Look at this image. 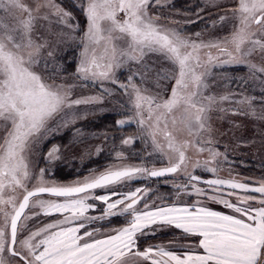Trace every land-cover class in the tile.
<instances>
[{"label": "snow or ice", "instance_id": "snow-or-ice-1", "mask_svg": "<svg viewBox=\"0 0 264 264\" xmlns=\"http://www.w3.org/2000/svg\"><path fill=\"white\" fill-rule=\"evenodd\" d=\"M72 7L85 28L64 0H0V264H264V179L219 175L228 156L215 127L222 114L264 120V0H206L194 18L174 15L172 0H74ZM201 22L205 28L189 33ZM66 46L77 51L71 74L60 63ZM209 66L245 67L260 93L209 91ZM149 73L155 92L143 86ZM91 87L99 93L79 94ZM105 98L121 109L117 126L141 134L121 144L142 139L152 152L139 165L56 182L53 168L64 156L44 145L69 127L82 136L81 106ZM177 173L188 203L158 204L146 187L118 190ZM117 216L124 226L103 231ZM164 229L188 243L148 244Z\"/></svg>", "mask_w": 264, "mask_h": 264}, {"label": "rangeland", "instance_id": "rangeland-1", "mask_svg": "<svg viewBox=\"0 0 264 264\" xmlns=\"http://www.w3.org/2000/svg\"><path fill=\"white\" fill-rule=\"evenodd\" d=\"M73 2L74 0H64V5L73 13L76 20L79 21L80 28H85V19L78 10L72 7ZM75 2L78 3L79 0H75ZM203 3H206V0H172L173 7L171 11L174 15L176 13L186 14V18H194L192 17V9ZM218 3L226 5L229 3V0H218ZM179 4H181V7L178 6ZM215 16L216 12L213 11L211 16L208 17V20L211 21L215 19ZM203 28H205L204 22L190 25L189 33L200 31ZM222 34L224 33H221V35ZM205 38H207V34ZM60 55L67 57L66 62L61 60L60 63L63 65V68L66 69L67 73L71 74L75 70L74 65L77 56L75 47L66 46L65 50ZM253 62L257 64L261 63L259 60H254ZM208 71L210 75H208L206 79L210 84L209 91L213 93L221 95L236 93L237 96H239V94L243 92V94L247 96H258L261 91L258 83L252 80L249 71L245 67L209 66ZM126 76L127 70L125 69L124 75H121L120 79L125 80ZM241 78H246L248 80V84L244 87H241L239 84ZM154 79V73H149L148 83L143 86L155 92L156 88L153 84ZM137 83H140L139 80H137ZM98 93V89L91 87L84 89L79 94L89 96ZM226 107H231V105H226ZM257 109L259 111V106H257ZM81 110L87 114V118L79 120L75 127L82 130V136L78 139L75 138L74 128L69 127L63 130L59 135L51 137L44 145L45 149L52 147V145H58L64 156V160L58 162L53 168L56 182L70 184L78 178L87 175L89 172L98 173L110 166H120L121 164L139 165L141 163V158L146 157L148 153L152 152L150 144L142 139H137L134 144L128 146L121 144V139L124 137L132 136L135 138L141 135L138 128L134 125H126L123 128L118 126L121 130L119 136H112L110 132L97 128L96 123L104 116H115L116 121L123 118L120 114L121 109L116 106L115 101L109 102V99L105 98L103 104L81 106ZM215 127L218 131L217 146L222 153H226L228 156V162H221L220 164L221 171L219 175L225 179L231 176L240 181H258L264 179V120L258 119L256 116L252 115L222 114L221 117L216 118ZM137 143L142 145V150L139 154H137L136 149ZM144 146H146V148ZM97 149H101V151L97 152ZM121 151L124 152L126 157L125 160H120L116 156V153ZM198 158L202 159V157ZM147 162L148 161L145 160V163ZM155 166L163 167L165 165L163 163H156ZM67 174L71 177H65L66 179H61L59 177L66 176ZM184 183L185 181L182 175L177 173L174 178H169L159 183L138 178L135 182L129 184L127 188L118 186V190L124 192L135 187L150 188L149 195L152 200L156 201L158 204H170L164 202L165 198H167L170 192L177 190V185H182ZM162 186H165L164 190H160ZM106 191L105 189H99L96 190V194H105ZM175 194H178V192H175ZM178 196H181L179 200H183L182 202H188V197L184 196L182 192L177 195L176 201H178ZM182 196H184V199ZM179 202L180 201H178V203ZM208 203L210 207L216 210L223 209L220 205L211 202ZM102 207L103 205L97 202L96 215L100 214ZM104 223L107 224L108 227L103 229V231H110L111 229L124 226L125 221L123 217L117 216L111 218L110 222L105 221ZM170 241L176 246L188 243L177 230L164 229L157 234L155 240L149 239L148 244H168Z\"/></svg>", "mask_w": 264, "mask_h": 264}, {"label": "trees", "instance_id": "trees-1", "mask_svg": "<svg viewBox=\"0 0 264 264\" xmlns=\"http://www.w3.org/2000/svg\"><path fill=\"white\" fill-rule=\"evenodd\" d=\"M180 5L181 4H179L178 6L181 7ZM115 121H116L115 116H112V115L104 116L99 120V122L96 123L97 128L100 130H106V131L110 132L112 136H119V132L121 130H120V128H118ZM144 147L146 148V146H144ZM136 149H137V154L141 153L142 145L140 143L139 144L137 143ZM59 177L61 179H66L65 177H71V176L67 174L66 176H59ZM164 180H166V179H151L149 181L159 183V182H162ZM164 189H165V186H162L160 190H164ZM175 192H178V189L176 191L173 190L172 192H170L167 195V198H165L164 202H166V203H178V201L181 202V200H179V198H181V196H178V201H176V197H177V195H179L180 192H178V194H175ZM182 198L184 199V196H182ZM187 201L189 202V198ZM188 202H186V203H188Z\"/></svg>", "mask_w": 264, "mask_h": 264}, {"label": "crops", "instance_id": "crops-1", "mask_svg": "<svg viewBox=\"0 0 264 264\" xmlns=\"http://www.w3.org/2000/svg\"><path fill=\"white\" fill-rule=\"evenodd\" d=\"M223 208V207H222ZM220 211H227L226 209H222V210H220ZM188 242V241H187ZM186 243V242H185ZM187 244V243H186Z\"/></svg>", "mask_w": 264, "mask_h": 264}, {"label": "water", "instance_id": "water-1", "mask_svg": "<svg viewBox=\"0 0 264 264\" xmlns=\"http://www.w3.org/2000/svg\"><path fill=\"white\" fill-rule=\"evenodd\" d=\"M153 179H155V178H153ZM97 190H99V189H97Z\"/></svg>", "mask_w": 264, "mask_h": 264}]
</instances>
